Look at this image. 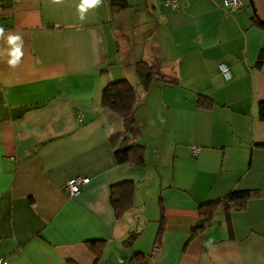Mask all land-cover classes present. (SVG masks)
<instances>
[{
  "label": "crops",
  "instance_id": "1",
  "mask_svg": "<svg viewBox=\"0 0 264 264\" xmlns=\"http://www.w3.org/2000/svg\"><path fill=\"white\" fill-rule=\"evenodd\" d=\"M1 2L0 264H128L154 246L149 264H264V0H102L83 20L81 0ZM9 35L23 41L15 67ZM139 60L176 81L144 91ZM118 78L138 94L142 163L114 156L128 133L100 98ZM74 176L89 182L71 196ZM125 180L132 205L117 215L111 186ZM243 189L257 194L192 234L201 204Z\"/></svg>",
  "mask_w": 264,
  "mask_h": 264
},
{
  "label": "trees",
  "instance_id": "2",
  "mask_svg": "<svg viewBox=\"0 0 264 264\" xmlns=\"http://www.w3.org/2000/svg\"><path fill=\"white\" fill-rule=\"evenodd\" d=\"M112 5L117 7H125L128 5L127 0H112ZM263 59V52H260L257 58V65H260ZM135 74L138 78L139 84L144 91H148L154 80L161 82L172 83L175 79L165 80L164 76L157 74L151 65L145 60H139L134 65ZM138 101V94L134 85L127 78H118L109 81L101 91L100 103L101 106L109 111L117 113L122 117L124 131L128 133V139L115 150L114 156L117 162L133 161L135 163L143 162V149L140 145L135 144L134 139L138 134L137 124L134 118L136 104ZM197 103L199 106H210L211 100L208 96L198 95ZM259 116L264 119V101L259 102ZM264 147V143L260 144ZM133 182L131 180L122 181L116 185H112V205L117 215L131 207V191ZM257 192L253 190H232L228 192L223 198L215 202H207L199 206V218L195 225L192 226V234L199 232L206 228L212 220V216L219 203L225 208V213L229 214L230 210H238L244 207L246 199L255 195ZM160 225L156 238L160 236L159 233L163 230V214L161 215ZM138 233L131 232L127 238L126 243L131 244ZM91 247L95 244L100 245L102 249V242L100 240H92L88 243ZM99 251V252H100ZM99 257V254L97 255ZM148 256L140 252H135L129 259L128 264H149Z\"/></svg>",
  "mask_w": 264,
  "mask_h": 264
},
{
  "label": "built area",
  "instance_id": "3",
  "mask_svg": "<svg viewBox=\"0 0 264 264\" xmlns=\"http://www.w3.org/2000/svg\"><path fill=\"white\" fill-rule=\"evenodd\" d=\"M170 4L173 7H176V0H171ZM243 6V2L242 0H224V7L227 11H231L234 10L236 8L242 7ZM2 7V2L0 0V8ZM220 68V72L222 73V75L225 78L229 77V71L227 66H225L224 64H220L219 66ZM81 119V115H78V120ZM192 152L196 153L199 148L197 146H193L192 147ZM89 182V178L88 177H84V176H74L69 178L66 183H65V189L68 191V193L71 196H74L76 194H78L82 188V186H84L85 184H87ZM157 247L154 246L152 248V250L150 251V253L148 254V258H151L156 252H157ZM2 262V258L0 257V263Z\"/></svg>",
  "mask_w": 264,
  "mask_h": 264
},
{
  "label": "clouds",
  "instance_id": "4",
  "mask_svg": "<svg viewBox=\"0 0 264 264\" xmlns=\"http://www.w3.org/2000/svg\"><path fill=\"white\" fill-rule=\"evenodd\" d=\"M55 2H59V0H55ZM102 3V0H81L79 5V12L81 13L80 18L84 19V13L88 11V9L96 8L98 5ZM4 34V29L0 28V37ZM7 42L10 46V51L8 55L10 59L8 60L9 65L15 67L21 61L22 56L24 55L22 48H23V41L22 38L18 35H9L7 38Z\"/></svg>",
  "mask_w": 264,
  "mask_h": 264
},
{
  "label": "rangeland",
  "instance_id": "5",
  "mask_svg": "<svg viewBox=\"0 0 264 264\" xmlns=\"http://www.w3.org/2000/svg\"><path fill=\"white\" fill-rule=\"evenodd\" d=\"M192 147H193V146H192ZM192 147H191V149H193ZM197 147H198V146H197ZM198 148H199V147H198ZM222 218H223V216L221 217V220H222ZM218 219H219V215H218V213H216V214L214 215V217H213V221L216 222Z\"/></svg>",
  "mask_w": 264,
  "mask_h": 264
},
{
  "label": "water",
  "instance_id": "6",
  "mask_svg": "<svg viewBox=\"0 0 264 264\" xmlns=\"http://www.w3.org/2000/svg\"><path fill=\"white\" fill-rule=\"evenodd\" d=\"M248 1H249V4H250V6L252 7V10L254 11V7H253L252 0H248ZM261 22H263V23H264V20H261Z\"/></svg>",
  "mask_w": 264,
  "mask_h": 264
}]
</instances>
